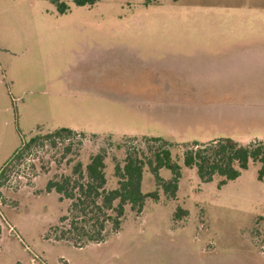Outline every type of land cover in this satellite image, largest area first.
<instances>
[{
    "label": "rangeland",
    "instance_id": "1",
    "mask_svg": "<svg viewBox=\"0 0 264 264\" xmlns=\"http://www.w3.org/2000/svg\"><path fill=\"white\" fill-rule=\"evenodd\" d=\"M58 1L64 14L49 0H0V170L22 141L74 133L4 168L0 264H264L258 164L220 189V177L202 183L183 166L186 151L226 138L264 144V0ZM149 138L170 144L181 167L174 197L145 167L141 192L157 201L138 214L125 206L101 243L56 241L70 201L47 182L75 178L77 162L102 154L114 189L126 154L161 148Z\"/></svg>",
    "mask_w": 264,
    "mask_h": 264
},
{
    "label": "trees",
    "instance_id": "2",
    "mask_svg": "<svg viewBox=\"0 0 264 264\" xmlns=\"http://www.w3.org/2000/svg\"><path fill=\"white\" fill-rule=\"evenodd\" d=\"M49 1L55 5L60 14L66 12L67 8L58 0ZM99 1L101 0H72L77 7H90ZM156 1L145 0V4L149 5ZM73 135L71 130L61 128L42 137H33L27 143L22 141L20 148L0 170V179L7 164L13 159L20 158L22 153L36 142L44 139L64 140ZM149 140L159 142L161 148L147 157H138L134 152L126 154L123 165L114 167V176L117 179V186L114 189L105 188L106 164L102 154L91 156L84 168L77 162L72 169L75 178L66 176L57 181L47 182L45 186L47 192L54 190L60 199L70 201L67 215L59 219L60 224L66 223V227L57 225L51 228V232L57 235L56 241H65L77 248L90 243H101L104 240L107 222L111 223L114 232H118L125 206H130V209L138 214L142 211L146 199L157 201V191L147 194L141 192L142 174L145 167L154 177L156 186L160 187L165 194L174 197L181 167L172 159L168 148L170 144L159 138H149ZM69 150V147L66 148V152ZM250 163L258 164L256 179L261 182L264 178L263 143L240 146L235 141L226 138L203 148L188 150L183 157V166L187 169H195L202 183H210L215 176L220 177L217 183L218 189L238 178L248 169ZM161 169H166L171 173L170 180L164 181L159 178L158 173ZM175 214L176 216L187 215V211H177Z\"/></svg>",
    "mask_w": 264,
    "mask_h": 264
}]
</instances>
